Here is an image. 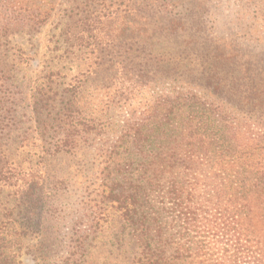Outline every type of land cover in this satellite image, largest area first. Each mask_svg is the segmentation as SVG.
<instances>
[{"label": "trees", "instance_id": "1", "mask_svg": "<svg viewBox=\"0 0 264 264\" xmlns=\"http://www.w3.org/2000/svg\"><path fill=\"white\" fill-rule=\"evenodd\" d=\"M67 2L58 41L85 69L63 82L49 69L31 87L36 113L50 120L47 151L70 153L96 139L114 155L125 148L105 199L134 237L132 264H264V63L236 44L237 33L220 35L257 29L264 0ZM55 10V0H0V187L25 208L40 183L8 152L25 99L18 73L32 56L22 39ZM99 76L107 81L103 115L122 112L113 139L80 103ZM72 235L58 264H84L86 232ZM2 248L0 264H13Z\"/></svg>", "mask_w": 264, "mask_h": 264}, {"label": "rangeland", "instance_id": "2", "mask_svg": "<svg viewBox=\"0 0 264 264\" xmlns=\"http://www.w3.org/2000/svg\"><path fill=\"white\" fill-rule=\"evenodd\" d=\"M55 2L51 21L37 35L22 39L32 56L30 64L23 65L18 73L25 86V99L17 107L16 125L8 140L10 157L25 173L34 174L39 180L37 202L25 208L26 204L14 199L10 189L0 187V243L13 264H58L68 253L69 241L79 227L86 232L84 264H132L137 251L134 237L105 199L110 171L113 177L116 166L126 161L125 148L114 155L107 144L101 145L96 139L88 144L81 142L70 153L51 154L47 151L52 141L51 130L43 119L50 120L45 113L38 115L34 109L37 103L31 87L49 69L56 72L54 79L59 82L76 75L79 78L78 74L85 69L81 62L63 53L57 21L68 2ZM256 25L257 29L238 26L239 29L221 32L219 29V32L224 37L237 33L236 44L246 53L254 50L252 55L264 63V20L258 19ZM246 33L253 34L257 40L241 38ZM104 80L99 76L86 82L80 103L89 117L99 118L108 138L113 139L121 129L122 112L112 109L103 115L107 82ZM118 238L130 240L131 244L121 246Z\"/></svg>", "mask_w": 264, "mask_h": 264}]
</instances>
